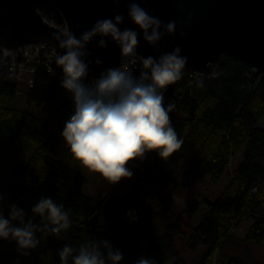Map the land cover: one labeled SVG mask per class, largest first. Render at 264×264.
I'll return each instance as SVG.
<instances>
[{"label": "trees", "instance_id": "16d2710c", "mask_svg": "<svg viewBox=\"0 0 264 264\" xmlns=\"http://www.w3.org/2000/svg\"><path fill=\"white\" fill-rule=\"evenodd\" d=\"M55 25H63L60 14L52 8L40 10ZM218 77L193 87L182 77L160 90L163 105H173L169 120L183 140L195 149V166L180 181V188H189L208 179L216 184L227 172L232 160L242 151V161L193 226L182 215L175 217L169 208L170 196H163L164 187L172 185L169 170L181 158L180 150L162 159L155 150L146 151L141 171L129 184L127 192L117 196L106 193L95 200L82 191L85 178L60 140L64 124L75 112L74 99L43 66H36L31 85L0 78V165L10 155L19 138L26 139L34 152L24 164L13 168L7 177L0 171V195L4 203L0 212L10 219V207L16 204L25 213L24 223L36 226L39 241L35 249L18 250L15 240L10 257L1 252L0 264H61L59 253L65 247L73 252L68 264L83 245L97 244L107 260V242L113 251L122 253L119 264H138L147 258L155 264H264V128L258 123L264 116V73H254L239 60L223 55L215 62ZM143 69L134 80H139ZM148 83V81H144ZM175 93V95H173ZM23 98L27 105L50 104V122L19 106ZM182 144V145H183ZM181 145V146H182ZM138 157L127 163L137 162ZM41 198H51L69 213L70 227L53 234L49 221L33 214L31 208ZM201 203L192 200L185 213L194 215ZM133 211L136 221L122 231L116 226ZM251 221L245 235L237 233L239 226ZM12 226L23 227L18 220ZM183 240L182 247L179 242ZM254 246L263 251L256 260L248 253L229 255L227 242ZM141 243L147 244V249ZM193 257L188 262L183 252ZM24 253H27L26 255Z\"/></svg>", "mask_w": 264, "mask_h": 264}, {"label": "clouds", "instance_id": "9594fccd", "mask_svg": "<svg viewBox=\"0 0 264 264\" xmlns=\"http://www.w3.org/2000/svg\"><path fill=\"white\" fill-rule=\"evenodd\" d=\"M127 14L149 44L155 45L161 39V21L157 17L150 16L137 3L129 5ZM122 20L120 15L113 19L98 20L80 38H76L65 28L63 35L66 39L60 41V47L66 51L55 58V63L62 68L64 74L62 87L73 94L75 102V112L61 132L63 141L72 158L82 168L99 174L113 184L122 177L132 176L125 165L133 158L155 150L160 158L166 159L183 144L169 120L173 105H163V94L160 91L179 81L184 75L187 58L180 55L179 46L158 59L151 56L142 59L143 69L147 72H142L139 80H134L125 68H111L96 81L94 90L81 83L88 68L82 60V50L93 36L99 34L111 37L118 44L123 57L135 54L137 31H121L118 25ZM174 30L175 21H171L166 25V31L171 34ZM100 43L103 46L104 41L101 40ZM0 200H3L2 195ZM63 209L64 206L53 199L41 198L31 208V212L49 221L53 226L50 231L59 234L71 224L69 213ZM127 215L130 222L136 221L133 211H129ZM24 216V211L16 204L10 207V219H6L0 212V240L11 237L18 250L35 249L39 243L35 237L37 229L31 221L25 224ZM13 220H18L24 226H12ZM98 247L95 243L81 246L79 254L73 258V264H106ZM103 247L107 249V260L111 264H119L123 258L122 253L113 251L107 242H103ZM72 252L73 249L68 246L60 251L61 264H68V257ZM138 264L155 262L141 258Z\"/></svg>", "mask_w": 264, "mask_h": 264}, {"label": "water", "instance_id": "95a60500", "mask_svg": "<svg viewBox=\"0 0 264 264\" xmlns=\"http://www.w3.org/2000/svg\"><path fill=\"white\" fill-rule=\"evenodd\" d=\"M132 3L161 21L162 35L155 45L131 23L127 13ZM43 8L56 10L63 25H55L40 13ZM117 15L123 17L118 25L121 31H137L134 55L141 60L149 56L158 59L179 46L189 72L206 73L227 55L256 73H264V0H0V49L42 44L63 55L66 49L60 47V41L66 39L65 28L80 38L96 21ZM171 21H175V30L169 34L166 25ZM82 51V60L88 65L84 77L93 79L118 68L123 57L111 37L99 34Z\"/></svg>", "mask_w": 264, "mask_h": 264}, {"label": "rangeland", "instance_id": "374dc122", "mask_svg": "<svg viewBox=\"0 0 264 264\" xmlns=\"http://www.w3.org/2000/svg\"><path fill=\"white\" fill-rule=\"evenodd\" d=\"M73 98V94H70L69 99ZM19 106L24 110L28 111L31 114L38 115L48 122H50L53 114V106L50 104H42L36 106L34 104L27 105L23 98L19 99ZM259 128H264V116L258 123ZM63 145H66L63 141V138L60 137ZM34 152V147L24 138H19L17 142L11 149L10 155L5 161L0 165V171L4 177H7L11 170L21 164H24L30 155ZM181 158L175 163L174 166L169 168L171 170L174 182L172 185L166 186L162 189L161 193L163 196H170L169 208L173 212L175 217L182 215L184 220L188 221L191 225L195 226L202 214L206 212L207 205L205 202L214 201L221 191L224 189L228 181L230 180L233 171L242 161V151H240L236 157L232 160L230 167L227 172L222 176V178L214 185L208 182V179H205L204 182L196 185H192L189 188H180L178 186L179 181L191 170H193L195 162V149L190 147L187 144H183L180 150ZM145 161V155L138 157V163H127L125 165L132 172V176L128 178H121L116 183H110L107 180L103 179L97 173H92L87 169H84L80 166L78 172L85 178V184L82 188V191L85 195L95 199L100 200L108 192H114L117 196H122L127 192L129 184L134 182L140 171L141 162ZM192 200H197L201 203L200 208L194 215H188L185 213L188 204ZM4 203L0 202V211L3 208ZM133 222H130L129 216L123 219L116 226L117 231H122L126 229ZM251 225V221L242 223L237 233L240 235H245L248 231V228ZM179 246L182 247L183 240L179 243ZM142 248L147 249V244L141 243ZM13 241L10 238L4 241V244L1 248V252L5 254L12 263H18L17 260L10 257V254L13 250ZM224 252L229 255H245L248 253L251 257L256 260H261L263 257V251L260 248L254 246H244L236 245L233 242H227L224 246ZM184 258L191 262L193 257L183 252Z\"/></svg>", "mask_w": 264, "mask_h": 264}, {"label": "built area", "instance_id": "2783aa9c", "mask_svg": "<svg viewBox=\"0 0 264 264\" xmlns=\"http://www.w3.org/2000/svg\"><path fill=\"white\" fill-rule=\"evenodd\" d=\"M56 55L58 54L42 44L22 45L12 50L0 49V78L28 86L33 82V74L36 66H43L62 86L64 74L62 68L55 63ZM118 68H125L133 78L137 72L143 70L142 60L136 55L122 57L121 64ZM253 72L256 73L255 71ZM182 77H185L189 81V86L193 87L216 79L218 73L214 63L210 65L206 73H193L184 70ZM97 80L99 79L83 77L81 83L86 88L94 90ZM70 94L72 93L69 91L68 93H62L67 98H69ZM70 100H73V98Z\"/></svg>", "mask_w": 264, "mask_h": 264}]
</instances>
